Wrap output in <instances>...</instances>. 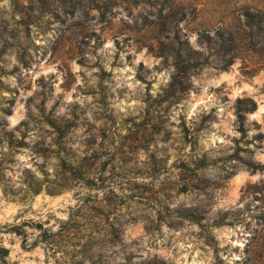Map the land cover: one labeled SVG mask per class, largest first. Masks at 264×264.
I'll return each mask as SVG.
<instances>
[{
	"label": "rangeland",
	"instance_id": "rangeland-1",
	"mask_svg": "<svg viewBox=\"0 0 264 264\" xmlns=\"http://www.w3.org/2000/svg\"><path fill=\"white\" fill-rule=\"evenodd\" d=\"M3 246L0 264H264V0H0Z\"/></svg>",
	"mask_w": 264,
	"mask_h": 264
},
{
	"label": "trees",
	"instance_id": "trees-1",
	"mask_svg": "<svg viewBox=\"0 0 264 264\" xmlns=\"http://www.w3.org/2000/svg\"><path fill=\"white\" fill-rule=\"evenodd\" d=\"M249 14V19H248V23L253 25H260L262 21H260L259 19H255V15L251 12L248 13ZM194 57L192 56V53L187 51H181L180 49H178V51L175 54V72L173 73V79L171 80V84L172 85H180L182 88H186L187 87V82H185L186 78L188 77L189 72L191 71V69L194 67L195 63L192 62V59ZM241 104H240V108L243 110H247V109H253L255 102L252 99L247 100L248 102H246V100H241ZM240 117L242 118V120H244L245 115L244 113H240ZM12 135V133H10ZM201 162H205L204 158L200 159ZM63 168L65 171L69 172L72 175H78L81 176V172L78 170V167L72 163H67L66 161L63 163ZM181 216L184 217H190L192 219H195V213L183 210L180 213ZM12 231L17 232L18 234H21L22 231L18 228V226L14 225L11 228ZM0 249L2 251L8 252V248L7 247H0Z\"/></svg>",
	"mask_w": 264,
	"mask_h": 264
}]
</instances>
